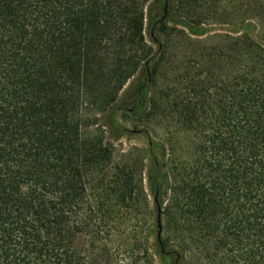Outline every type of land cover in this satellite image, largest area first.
I'll use <instances>...</instances> for the list:
<instances>
[{"label": "trees", "instance_id": "16d2710c", "mask_svg": "<svg viewBox=\"0 0 264 264\" xmlns=\"http://www.w3.org/2000/svg\"><path fill=\"white\" fill-rule=\"evenodd\" d=\"M225 1L214 24L243 30L188 38L193 68L162 105L137 104L168 128L145 186L142 159L115 163L98 114L140 69L147 88L174 71L169 45L146 37L158 1L0 0V264H155L129 246L149 195L173 264H264V0Z\"/></svg>", "mask_w": 264, "mask_h": 264}, {"label": "rangeland", "instance_id": "374dc122", "mask_svg": "<svg viewBox=\"0 0 264 264\" xmlns=\"http://www.w3.org/2000/svg\"><path fill=\"white\" fill-rule=\"evenodd\" d=\"M157 1L152 9L154 23L150 20L147 21L146 37L154 52L160 49V45H169L168 65L174 71L172 74L168 71L169 74L167 72L164 77L158 78L154 86L147 88L145 86L146 72L140 69L123 87L117 101L106 111L98 114L99 130L104 136L105 142L113 147L115 163L121 169L126 162L132 164L136 157L142 159L145 165L143 171L145 186L148 185V176L154 160L157 159L160 163L166 161L167 146L164 140L168 138V128L162 119V110L156 113L154 125L151 123L149 125L146 116L148 109L143 106L139 107L137 104L142 101L145 95L147 96L148 92V97L154 96L159 105H162L166 100L165 91L174 86L173 77L181 74L182 69L193 68V64L187 63V60L192 58L193 53L199 51L188 38L204 40L207 46H214L216 42L222 40L224 35L235 34L243 30L224 24H214L216 14L212 15L213 8L220 6L224 8L220 11L225 10L227 7L225 0H165L167 4L164 6V13L162 11L164 0ZM217 1L218 3H216ZM220 13L223 14V12ZM158 20H160L159 24ZM184 22L197 29L202 26L205 35L199 36L191 33L190 29L183 25ZM200 22L202 25L198 26L197 23ZM163 26L168 28L167 33L162 31ZM250 32L253 36H257L254 29H250ZM184 61L186 62L182 63ZM171 118L173 117L171 116ZM174 129H176L175 125L171 127V130ZM151 141L154 143L152 146ZM148 200L149 206H146L145 202L140 206L137 213L138 222L134 221V214L129 212V246L142 244L144 248H147L155 264H173L174 257L161 252L157 239L159 229L152 195H149ZM161 237L165 238L167 234L162 233ZM87 239L85 236H80L77 239V245L83 246L87 243ZM118 241L121 240L118 239ZM97 244L102 247L106 243L101 240Z\"/></svg>", "mask_w": 264, "mask_h": 264}, {"label": "water", "instance_id": "95a60500", "mask_svg": "<svg viewBox=\"0 0 264 264\" xmlns=\"http://www.w3.org/2000/svg\"><path fill=\"white\" fill-rule=\"evenodd\" d=\"M158 211H159L158 217H157V223H158V228H159L158 238H161V230H162L161 214H160L161 209L159 208Z\"/></svg>", "mask_w": 264, "mask_h": 264}]
</instances>
